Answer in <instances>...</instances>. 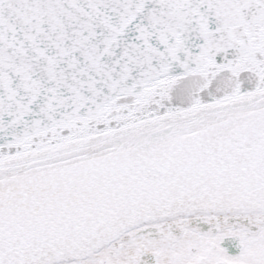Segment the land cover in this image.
<instances>
[{
  "label": "snow or ice",
  "instance_id": "snow-or-ice-1",
  "mask_svg": "<svg viewBox=\"0 0 264 264\" xmlns=\"http://www.w3.org/2000/svg\"><path fill=\"white\" fill-rule=\"evenodd\" d=\"M0 264H264V0H0Z\"/></svg>",
  "mask_w": 264,
  "mask_h": 264
}]
</instances>
